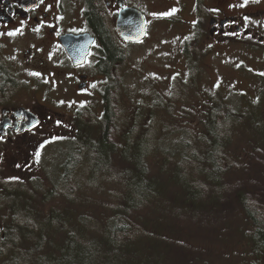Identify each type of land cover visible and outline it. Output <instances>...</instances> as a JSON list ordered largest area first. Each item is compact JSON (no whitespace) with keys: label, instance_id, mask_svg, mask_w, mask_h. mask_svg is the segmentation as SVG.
Masks as SVG:
<instances>
[{"label":"rangeland","instance_id":"374dc122","mask_svg":"<svg viewBox=\"0 0 264 264\" xmlns=\"http://www.w3.org/2000/svg\"><path fill=\"white\" fill-rule=\"evenodd\" d=\"M129 1L144 13L147 35L138 43L122 44L126 49V57L118 71L113 101L116 115L124 120V133L131 129L143 132L151 127L156 129L155 134L161 135V138L164 136L162 140L159 137V147L168 150L175 146L174 150H180L182 139L186 136L190 137L191 143L204 135L201 119L204 118L202 112L208 100H218L231 109L246 113L248 120L240 115L243 127L248 125L247 121H252L260 132L263 131L264 41H258V36L264 37V0ZM195 2L197 8L193 6ZM216 11L240 16L235 23L242 27V31L236 34L232 30L223 35L210 36L208 18L210 12ZM77 15L78 8L74 10L73 18L75 24H81ZM244 30H250V33L245 35ZM10 44L15 45L13 42ZM14 54L13 49L12 57H17ZM96 62L95 57L91 56L85 66L90 79L88 91L83 94L73 92L70 78L66 86L68 92L64 94L69 100L82 99L86 103L77 108H55L60 119L52 130L44 134L36 158L17 156L10 167L4 169L5 179L17 201L12 199L15 203L7 204L8 200L1 194L3 189H0V264H14L11 254H3L2 251L10 242V234H14L9 231L14 227V222H11L14 217L12 212L18 211L26 217L22 210L31 209L39 214L32 213V216L37 217L39 222L44 221L42 227L45 226L47 230L37 231L40 233L29 240L18 239L21 242L16 245L17 252L21 251L20 257L16 258L20 260L27 258L29 250L34 259L45 256V263L31 260L34 264H70L69 260L62 263L58 260L60 249L67 253L76 250L71 241L64 242L68 231L63 229V222L56 219L65 216L67 227L84 236L83 230L92 225L90 220L93 216L99 220L110 216L106 206L110 203L107 198L110 191H114L112 188L107 189L105 196L94 194L88 200L82 194L79 199L70 201L59 183L72 144L88 133L94 139H99L101 135L100 126L94 122L104 110L105 101L100 92L102 94L104 91L108 79L95 74ZM253 131L252 137L247 128L236 129L230 141L225 143L228 152L243 159L250 156L254 146L258 145L261 150H255L263 156L264 134H255ZM113 144L109 165L118 174L127 167L121 154V137L116 138ZM148 166L152 170V166ZM82 179L87 185L88 174H84ZM243 179V176L241 178L238 175L226 183L229 192L220 198L221 205L216 211L219 227L214 223L210 226L196 222L192 225L184 224L183 219L178 225L176 219L182 218L184 214L171 211L165 218L168 222L170 216L172 221L170 231L150 228L156 236L172 242L167 245L166 251L156 249L158 255L165 258L161 261L163 264H257L253 243L245 233L248 223L239 208L235 192L232 193V188L244 184ZM53 187L55 193L51 195ZM165 191L168 203L172 206L178 207V203H183V196L176 183ZM204 206L202 213L211 207ZM226 206L227 210H224ZM93 224L96 227L101 225ZM87 233L91 236V231ZM52 249L55 256L48 255ZM5 255L8 258H4ZM257 257L259 261V254Z\"/></svg>","mask_w":264,"mask_h":264},{"label":"trees","instance_id":"16d2710c","mask_svg":"<svg viewBox=\"0 0 264 264\" xmlns=\"http://www.w3.org/2000/svg\"><path fill=\"white\" fill-rule=\"evenodd\" d=\"M86 15L102 44V58L97 65L108 79L103 95L104 110L94 122L100 126L101 135L99 139H94L92 134L88 133L72 144L59 183L63 186L62 192L70 201L79 199L82 194H85L88 200L94 194L105 196L108 188L114 191H110L107 198L110 201L106 206L110 216L101 220L93 216L90 220L92 225L86 230L91 231V236L85 229L84 236L70 230L65 216L55 218L56 221L61 220L63 229L68 231L64 242L71 241L76 250L67 253L60 249L59 262L69 260L70 264H163L161 261L165 258L158 255L156 249L166 251L167 245L172 242L156 236L150 228L154 227L157 230L164 228L170 231L172 221L170 216L168 222L165 218L171 211L184 214L182 218L176 219L178 225L183 219L184 224L192 225L196 222L202 226H210L214 223L219 227L216 211L221 205L220 198L229 192L225 185L241 175L244 184H238L231 191L235 192L239 208L248 223L245 233L253 243L257 264H264V153L260 156L259 152H256L261 150L257 145L250 156L242 159L229 153L225 144L232 138L231 134L241 127L247 128L250 136L252 129L255 134H264V121L261 122L262 132L252 121H247L248 125L243 127L240 115L248 120L246 113L231 109L218 100H208L202 112L204 118L201 119L204 135L191 143L190 137L186 136L182 139L183 146L180 145L182 147L180 150H174L175 146L168 150L159 147V141L164 136L161 138V135L155 134L156 129L151 127L143 132L131 129L124 133V120L115 113L113 95L118 83L119 68L126 57V49L117 39L110 22L104 19L98 0H87ZM1 78L2 87L7 88L11 85L8 76L2 74ZM118 137H121L123 146L121 154L127 167L116 174L115 170L110 168L109 158L113 142ZM148 165L152 166V170ZM84 174L89 176L87 185L82 179ZM174 183L183 196V203H178V207L168 203L169 200L165 196L167 195L165 189L172 187ZM9 192L11 195L6 203L13 204L15 202L12 199L17 198L15 195L12 196V188H9ZM54 193L55 189L51 195ZM204 205L211 207L202 213ZM168 206L171 207L170 210ZM227 207L224 210H227ZM13 210L16 211L15 207ZM22 211L26 217L21 216L18 211L12 212L14 217L11 222H14V227L9 231L14 234H10L9 243L13 245L8 243V249L6 246L5 250L3 247V254H11L10 258L14 264L19 262L31 264V260L45 263V256L34 259L30 250L26 259L16 258L21 254V251L17 252L16 249V245L21 242L18 239L29 240L36 236L37 231L44 232L46 229L45 226L42 227L44 221L39 222L37 217L31 215L39 214L31 209ZM93 223L101 225L96 227ZM53 250L48 255L55 256ZM4 258L8 256L5 255Z\"/></svg>","mask_w":264,"mask_h":264},{"label":"flooded vegetation","instance_id":"af4514ba","mask_svg":"<svg viewBox=\"0 0 264 264\" xmlns=\"http://www.w3.org/2000/svg\"><path fill=\"white\" fill-rule=\"evenodd\" d=\"M98 2L104 19L110 22L113 30L119 10L127 6L136 7L129 0ZM193 6L197 8V2ZM76 8L81 24L74 23ZM86 12L87 0H0V72L11 79V85L2 87L0 75V189H3L1 194L5 199L10 196L11 187L5 179L4 169L10 167L17 156L36 158L44 134L52 130L60 119L55 108H77L86 103L82 99L72 101L64 97L68 92V79L71 78L73 92L83 94L88 91L90 79L85 66L91 56L97 60L94 73L106 76L97 65L102 58V44ZM229 16L225 11L210 12L209 18L217 19L213 25L214 35L241 31L242 27L235 23L236 20L219 24ZM69 34H88L87 39L91 37L82 63L75 64L63 47L61 38ZM117 39L121 45L124 44ZM12 42L14 46L10 44ZM13 49L15 58L12 57ZM104 93L105 89L100 95Z\"/></svg>","mask_w":264,"mask_h":264},{"label":"water","instance_id":"95a60500","mask_svg":"<svg viewBox=\"0 0 264 264\" xmlns=\"http://www.w3.org/2000/svg\"><path fill=\"white\" fill-rule=\"evenodd\" d=\"M213 24L214 20H210ZM115 29L119 36L127 41H139L146 34L144 16L140 10L133 7H125L119 10L115 20ZM213 30V29H212ZM211 30V31H212ZM88 34L63 36L62 44L75 64L82 63L88 51L91 37ZM87 42L85 43V41Z\"/></svg>","mask_w":264,"mask_h":264},{"label":"snow or ice","instance_id":"6c2138e0","mask_svg":"<svg viewBox=\"0 0 264 264\" xmlns=\"http://www.w3.org/2000/svg\"><path fill=\"white\" fill-rule=\"evenodd\" d=\"M171 14V13H170Z\"/></svg>","mask_w":264,"mask_h":264}]
</instances>
